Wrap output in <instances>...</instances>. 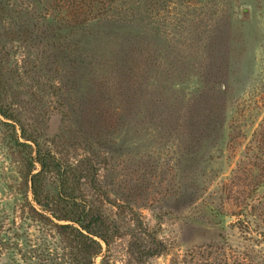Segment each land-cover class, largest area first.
Wrapping results in <instances>:
<instances>
[{
  "label": "rangeland",
  "instance_id": "374dc122",
  "mask_svg": "<svg viewBox=\"0 0 264 264\" xmlns=\"http://www.w3.org/2000/svg\"><path fill=\"white\" fill-rule=\"evenodd\" d=\"M0 109V264H87L20 125L117 232L93 264H264V0H0Z\"/></svg>",
  "mask_w": 264,
  "mask_h": 264
},
{
  "label": "trees",
  "instance_id": "16d2710c",
  "mask_svg": "<svg viewBox=\"0 0 264 264\" xmlns=\"http://www.w3.org/2000/svg\"><path fill=\"white\" fill-rule=\"evenodd\" d=\"M217 38V41L221 43L223 39L221 40L220 34ZM219 54L221 51L218 50L216 55L219 56ZM0 114L5 119L18 123L11 114L1 109ZM214 115V110L209 109L206 118H215ZM212 121L214 120L212 119ZM20 131V138L25 142L19 144L30 151L28 153L29 159H24L23 162L32 201L38 208L33 209V213L40 220L52 223L56 232L68 239L70 244L77 249L79 257L83 261L86 260L87 264H93L94 258L102 253L101 243L107 248L108 254L111 238L117 232L114 231L110 234L113 226H110L101 214L94 212L90 204H87L80 195H77L79 188L76 185L74 187L69 186V173L71 171H68L66 167L62 168V165L53 156L42 153L36 139L25 135V130L21 125ZM28 143H32L35 150ZM33 153L35 154L34 157L32 156ZM35 165L39 167L36 172L34 171ZM48 177L55 178L53 179L57 189L55 194H52L50 190L48 191L47 181L50 179Z\"/></svg>",
  "mask_w": 264,
  "mask_h": 264
}]
</instances>
